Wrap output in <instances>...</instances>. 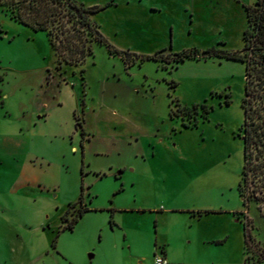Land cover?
<instances>
[{"label": "rangeland", "instance_id": "1", "mask_svg": "<svg viewBox=\"0 0 264 264\" xmlns=\"http://www.w3.org/2000/svg\"><path fill=\"white\" fill-rule=\"evenodd\" d=\"M74 1H111L89 18L117 54L92 41L57 69L45 31L0 10V264H150L155 235L173 241L168 264H264L263 177L236 220L206 209L243 210L240 105L246 83L260 130L264 65L201 52L240 51L255 0ZM78 198L87 211L60 230Z\"/></svg>", "mask_w": 264, "mask_h": 264}, {"label": "trees", "instance_id": "2", "mask_svg": "<svg viewBox=\"0 0 264 264\" xmlns=\"http://www.w3.org/2000/svg\"><path fill=\"white\" fill-rule=\"evenodd\" d=\"M109 3L100 7H85L83 4L74 0H0V10L7 15L9 20L24 24L33 30L45 31L47 41L51 50L57 56L55 68H59L60 61L68 65L81 63L84 57L90 54V42L94 41L104 45L108 52L118 53L113 50L104 38L99 34L96 26L91 22L89 15L103 9ZM245 14V26L241 33L242 48L240 51H226L214 49L213 47L201 52L203 57L215 56L226 60H238L243 62L241 54L248 51L257 56L253 59L254 68L256 64L264 65V0H255L251 5L242 6ZM221 44V43H220ZM154 55L143 56L142 58L154 60ZM185 58H198L196 51H182L174 54L173 61L180 62ZM250 60V58L248 59ZM253 66V65H252ZM248 63H245L244 80L246 75L252 70ZM81 71V70H80ZM255 72H258L255 70ZM244 97L241 99V110L243 114V123L249 126L248 136L243 140V164L246 162L247 149L250 145L257 147L261 140L264 145V123L260 130L258 122L254 123L253 118L260 113L258 109L247 107L244 103L248 102L250 92L246 83L243 86ZM251 96V95H250ZM253 96H256L253 93ZM206 114V110L203 111ZM261 114L264 115V112ZM264 120V116H262ZM262 124V123H261ZM264 148V146H263ZM82 188H80V191ZM78 204L74 216L66 220L64 214L60 216V222L63 223L60 230H71L76 219L87 209L82 206L80 198L76 201ZM75 203L68 204V206ZM247 235L243 225V248L245 252V241ZM243 252V253H244ZM264 263V257L260 258ZM242 264H245V256Z\"/></svg>", "mask_w": 264, "mask_h": 264}, {"label": "flooded vegetation", "instance_id": "3", "mask_svg": "<svg viewBox=\"0 0 264 264\" xmlns=\"http://www.w3.org/2000/svg\"><path fill=\"white\" fill-rule=\"evenodd\" d=\"M110 2L111 1H108L109 5H110ZM105 3H107V2H105ZM109 5H107V6H109ZM107 6H105V7H107ZM94 7H100V6H94ZM248 129H249L248 124L243 123V114H242V122L239 125L238 130H237V136L240 138L241 143H242V161H241V168H240V172H239V178H238V182L236 185L238 197H239L241 205L243 207L242 213H246V208H245L246 197L242 196L241 189L246 185V182L248 180L251 183L255 184L253 181H257L258 179H260L262 181L263 180L262 177L264 178V169H261L260 165H258L261 163H258V162L252 163V161H251L252 159H250V156L252 155V151H255L254 158L257 157V153H259L257 150V147H254L252 145H250L248 147L247 152H246V154H247L246 159L247 160L243 164V140H244L245 136H248V133H249ZM258 176H260V177H258ZM261 181H260V183H261Z\"/></svg>", "mask_w": 264, "mask_h": 264}, {"label": "crops", "instance_id": "4", "mask_svg": "<svg viewBox=\"0 0 264 264\" xmlns=\"http://www.w3.org/2000/svg\"><path fill=\"white\" fill-rule=\"evenodd\" d=\"M244 5H248V4H244ZM242 13H243V24H242V30H243V28L245 26V14H244L243 8H242ZM241 33H242V31H241ZM241 43L243 44L242 39H241ZM219 45L222 46L224 44L223 43H221V44L219 43ZM236 192H237V188H236ZM237 195H238V193H237ZM206 209L209 210V211L213 210V212L216 211L215 213H217V214L218 213H222V212L228 213L230 216H232V217L234 216L235 220L237 219L235 217V215H237L238 213L239 214L242 213V210H240L241 212H238L239 210H237L236 208H233V207L224 208L223 209L221 207L216 208L214 206H211V207H208ZM154 238H157V240H159V242L156 243L155 240H154L153 246L156 249H158V252L163 256V258L165 259L166 264H168L169 261H172V255L170 254V251L173 248V243H172L173 241L168 240L164 235H162V236L155 235ZM158 252L155 251V253H158ZM173 260H175L174 257H173Z\"/></svg>", "mask_w": 264, "mask_h": 264}, {"label": "built area", "instance_id": "5", "mask_svg": "<svg viewBox=\"0 0 264 264\" xmlns=\"http://www.w3.org/2000/svg\"><path fill=\"white\" fill-rule=\"evenodd\" d=\"M150 264H166V262L163 256L158 252L152 254V260Z\"/></svg>", "mask_w": 264, "mask_h": 264}]
</instances>
